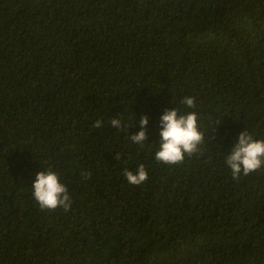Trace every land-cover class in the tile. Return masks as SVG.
I'll return each mask as SVG.
<instances>
[{
	"label": "trees",
	"instance_id": "trees-1",
	"mask_svg": "<svg viewBox=\"0 0 264 264\" xmlns=\"http://www.w3.org/2000/svg\"><path fill=\"white\" fill-rule=\"evenodd\" d=\"M170 108L205 133L177 165L154 158ZM244 130L264 139V0H0V264H264V168L225 163ZM49 167L67 212L32 196Z\"/></svg>",
	"mask_w": 264,
	"mask_h": 264
},
{
	"label": "clouds",
	"instance_id": "clouds-1",
	"mask_svg": "<svg viewBox=\"0 0 264 264\" xmlns=\"http://www.w3.org/2000/svg\"><path fill=\"white\" fill-rule=\"evenodd\" d=\"M181 104L188 109L195 108L194 97L186 96ZM111 126L116 129L126 127L122 120L114 118L110 120ZM147 116L141 115L139 120L140 130L130 139L135 144H144L147 139ZM159 148L155 152V160L165 165H177L184 161L185 156H191L199 151V146L204 143L205 133L198 125V117L195 111H187L183 114L176 108L165 109L159 119ZM102 127L99 120L93 125ZM115 159H120L117 154ZM227 167L231 170L233 180H238L242 175L247 176L264 168V139H256L247 130L240 132L236 142L225 159ZM127 182L139 185L148 178V173L143 164L139 165L135 172L125 169L123 172ZM89 172H82L83 179H89ZM32 196L41 211H51L62 207L68 211L72 201L68 189L60 180L58 173L51 167L36 173L31 186Z\"/></svg>",
	"mask_w": 264,
	"mask_h": 264
}]
</instances>
